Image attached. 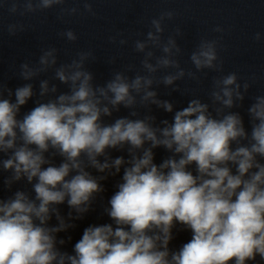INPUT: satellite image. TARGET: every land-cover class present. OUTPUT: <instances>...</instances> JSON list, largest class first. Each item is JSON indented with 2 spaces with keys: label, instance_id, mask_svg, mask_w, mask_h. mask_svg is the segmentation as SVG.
<instances>
[{
  "label": "clouds",
  "instance_id": "9594fccd",
  "mask_svg": "<svg viewBox=\"0 0 264 264\" xmlns=\"http://www.w3.org/2000/svg\"><path fill=\"white\" fill-rule=\"evenodd\" d=\"M95 2L0 0V8L21 17L55 8L66 22L95 18ZM178 15L163 9L139 21L146 32L109 34L116 51L107 64L122 61L129 44L138 63L102 83L89 67L94 48L61 61L55 46L19 64L24 83L0 81V264H264V94L251 97L246 122L239 109L257 77L225 74L219 25L211 31L221 35L200 36L191 67L182 66L181 26L165 35ZM27 27L17 21L7 32ZM57 35L79 40L71 28ZM173 93L191 98L178 107L164 98ZM98 207L107 220L73 242ZM183 233L190 238L175 244Z\"/></svg>",
  "mask_w": 264,
  "mask_h": 264
}]
</instances>
